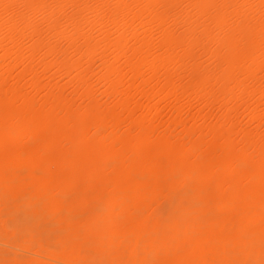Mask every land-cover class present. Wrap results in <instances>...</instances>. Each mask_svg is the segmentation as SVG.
Returning <instances> with one entry per match:
<instances>
[{
    "label": "bare ground",
    "instance_id": "6f19581e",
    "mask_svg": "<svg viewBox=\"0 0 264 264\" xmlns=\"http://www.w3.org/2000/svg\"><path fill=\"white\" fill-rule=\"evenodd\" d=\"M254 123L264 0H0V264H264Z\"/></svg>",
    "mask_w": 264,
    "mask_h": 264
},
{
    "label": "rangeland",
    "instance_id": "374dc122",
    "mask_svg": "<svg viewBox=\"0 0 264 264\" xmlns=\"http://www.w3.org/2000/svg\"><path fill=\"white\" fill-rule=\"evenodd\" d=\"M97 64H98V63H97ZM95 66H97V67H95V69H96V68L98 69L99 66L96 65V64H95ZM97 69H96V70H97ZM52 72H53V71H52ZM52 72H51V73H52ZM54 81H55L56 83L58 82V85H60V86L65 85V83L67 82L66 79H64V78H63V80H61V78H59V80H58V78L55 79V80H54V79L51 80V82L55 83ZM62 87H63V86H62ZM65 87H66V86H65ZM99 87H100V88H98V91H97V92L95 91V94H94L95 99L97 100L98 103H105V101H107L106 103H108V101L111 100V99H109V98L107 99L106 97H105V98H106V99H105V98H103L104 96L101 98V96H100V95H101V94H100L101 86H99ZM66 89H67V88H66ZM67 90L70 91L71 89H67ZM67 90H65V91H66L65 93L68 95V93H67L68 91H67ZM102 90H103V88H102ZM71 92H72V91H71ZM69 93H70V92H69ZM71 94H72V93H71ZM71 94L68 95V96H72ZM104 100H105V101H104ZM106 103H105V104H106ZM109 103H110V101H109ZM215 107H216V106H215ZM197 108H198V107L195 106V108H193V109H194L193 111H195V109H197ZM219 110H220L219 108H218V109H214V108H213V111H215V112H216V111H219ZM186 114H187V113H185V115H186ZM187 115H188V114H187ZM244 119L247 121L246 118H244ZM244 119H242V120H244ZM242 122H243V121H242ZM244 123H247V122H243V124H244ZM262 124H264V123H262ZM241 125H242V123H241ZM247 125H248V124H247ZM247 125H246V126H247ZM249 125H250V124H249ZM252 125H254V126L256 127V126H257V123H254V124H252ZM252 125L247 126V129H248V127H249V128L251 127V128H250V130H251L252 127H253V130H254L255 127L252 126ZM262 126H264V125H261V129H259V126H257L256 129H259L260 131H262V130H264V128H263Z\"/></svg>",
    "mask_w": 264,
    "mask_h": 264
},
{
    "label": "snow or ice",
    "instance_id": "6c2138e0",
    "mask_svg": "<svg viewBox=\"0 0 264 264\" xmlns=\"http://www.w3.org/2000/svg\"><path fill=\"white\" fill-rule=\"evenodd\" d=\"M195 206H198V202H197V204Z\"/></svg>",
    "mask_w": 264,
    "mask_h": 264
}]
</instances>
